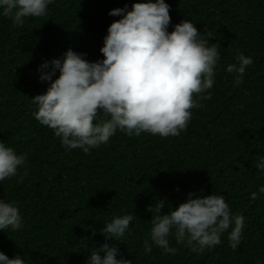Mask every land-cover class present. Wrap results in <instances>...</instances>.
Listing matches in <instances>:
<instances>
[{"label":"trees","instance_id":"16d2710c","mask_svg":"<svg viewBox=\"0 0 264 264\" xmlns=\"http://www.w3.org/2000/svg\"><path fill=\"white\" fill-rule=\"evenodd\" d=\"M138 2L144 0H54L46 16L27 18L23 27L0 16V141L27 156L17 176L0 182V199L15 202L23 220L21 229L0 232V252L29 264H87L91 251L108 243L118 248L117 259L132 264H264V194L258 193L264 174L254 166L264 157V0H165L169 32L191 20L209 44L221 48L211 99L192 109L180 136L117 131L84 153L65 149L34 117L31 99L49 86L39 81V65L62 58L69 48L89 62L103 59L107 28L120 19L108 13ZM238 54L253 59L239 86L226 71ZM189 193L222 195L234 214L245 217L237 250L229 246V229L220 245L203 252L173 236L175 254L155 246L145 253L147 209L164 201L167 214ZM252 193L258 198L251 199ZM125 214L136 220L123 238L99 235L114 216ZM87 237V247L80 246Z\"/></svg>","mask_w":264,"mask_h":264},{"label":"clouds","instance_id":"9594fccd","mask_svg":"<svg viewBox=\"0 0 264 264\" xmlns=\"http://www.w3.org/2000/svg\"><path fill=\"white\" fill-rule=\"evenodd\" d=\"M53 3L0 0V16L9 17L15 27H23L27 18L46 16ZM170 10L165 0H144L132 4L131 10L128 5L111 10L108 15L120 19L107 28L99 50L103 59L89 62L85 54L69 48L62 58L39 65V81L49 86L31 99L37 107L34 117L53 130L65 149L89 153L108 143L117 131L129 137L142 133L178 137L186 130L192 109L211 99L209 90L215 84L220 45L209 44L210 39L191 20L181 21L169 32ZM235 60L226 71L239 86L253 59L238 54ZM26 160V154H18L0 141V182L17 176ZM254 166L264 174V157L259 156ZM258 193L264 194V186ZM258 193H252L251 199H257ZM195 195L189 193L186 202L169 208L167 214H162L164 201L147 209L151 231L143 244L145 253H151L155 246L165 254H175L176 249L170 247L173 236L178 244L203 252L220 245L221 236L229 229V246L238 249L245 217L234 214L222 195L193 198ZM134 220V214L114 216L99 235L105 240L123 238ZM22 225L19 206L0 199V232L17 231ZM96 234L91 231L92 237ZM89 238H81L80 246L87 247ZM119 255L116 246L104 243L91 251L87 264H132L131 260L117 259ZM0 264H29V260L20 255L10 259L0 252Z\"/></svg>","mask_w":264,"mask_h":264}]
</instances>
